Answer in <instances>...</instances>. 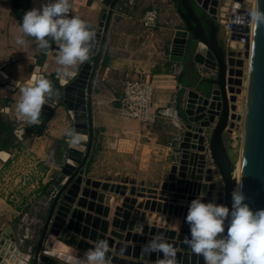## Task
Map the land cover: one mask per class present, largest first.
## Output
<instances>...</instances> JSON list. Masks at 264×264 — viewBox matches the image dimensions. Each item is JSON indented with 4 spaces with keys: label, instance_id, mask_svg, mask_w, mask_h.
<instances>
[{
    "label": "water",
    "instance_id": "water-1",
    "mask_svg": "<svg viewBox=\"0 0 264 264\" xmlns=\"http://www.w3.org/2000/svg\"><path fill=\"white\" fill-rule=\"evenodd\" d=\"M123 1L106 0L109 9L103 10L98 23H86L95 32L90 42L89 60L78 64L73 69L76 75L64 83L57 70L47 73L49 56L57 53L58 46L54 42L47 54L36 45L38 53L30 56L33 63L27 69L29 80L33 74L42 75L52 81L54 92L50 106L46 104L42 108L41 123L23 129L21 133H42L45 123L62 105L73 123L74 132L79 135V142H70L66 163L61 169L62 179L51 195L52 204L38 244L28 252H22L12 229L5 225L0 235V264H71L70 256H82L98 239L108 241L111 264H126L127 261L154 264L156 253L150 258H141L140 253L142 246L158 233L164 234L168 242L179 249L176 251L177 264H204L203 258L192 253L184 243L186 236L190 238L186 216L191 202L201 192L206 193L204 203L212 202L217 196L216 203L231 209V194L239 185L247 197L245 202L254 212L264 209V25L244 22L249 11H233L236 16L232 39L244 43V57L249 61L240 177L237 180L233 175L236 166L224 140L228 127L233 126L231 120L235 118L228 93L229 76L235 69L233 72L228 60L236 54L233 51L227 53L219 41L217 15L222 0H173L186 12L183 21L187 27L175 34L170 61L184 66L190 64L196 79L182 81L183 87L176 101L181 132L177 147L179 157L164 181L158 187L147 188L128 178L119 183L86 178L94 141L92 89L113 13ZM12 2L15 17L30 9V0ZM257 6L264 11V0H254V7ZM69 15L74 16L71 11ZM237 17H240V23H237ZM201 45L205 46L202 52ZM197 66L212 71L214 77L200 80ZM16 82L11 80L5 87L15 91ZM215 171L221 176L223 191L216 192ZM77 183L78 194L73 202H69L65 195ZM138 198L142 200L138 201ZM60 207L67 209L64 220L57 219ZM148 211L151 213H146ZM153 212L162 216H154ZM165 215L176 219V229L168 228L172 220ZM137 221L147 224L143 231L137 229L140 225ZM63 232L71 234L69 241L78 239L76 248L60 240Z\"/></svg>",
    "mask_w": 264,
    "mask_h": 264
},
{
    "label": "crops",
    "instance_id": "crops-1",
    "mask_svg": "<svg viewBox=\"0 0 264 264\" xmlns=\"http://www.w3.org/2000/svg\"><path fill=\"white\" fill-rule=\"evenodd\" d=\"M43 2L45 0H30L29 10ZM69 3L73 15L86 23L97 24L103 10L109 9L106 0H69ZM12 8V0H0V144L13 137L9 129L15 130L16 116L11 110L19 99V90H9L5 85L11 80L19 81L21 86L30 81L27 74L33 63L30 56L38 53L31 37H24L27 42L22 46L16 44V39L23 35L20 23L27 11L15 17ZM150 10L159 11L157 26L152 30L141 24L142 17ZM164 10L173 15V26L167 22L166 14L162 13ZM178 18L185 27L173 0H125L113 13L91 94L94 141L86 166L90 171L99 167L115 170L120 177L111 182L119 183L120 179L128 178L136 180L138 185L155 188L178 161L181 132L176 101L183 87L182 81L196 79L190 64L184 66L170 61L175 34L185 29L178 27ZM56 56L57 53L50 54L47 73L61 68L56 63ZM197 69L200 80L207 77L199 66ZM128 78H146L155 85L153 110L158 116L155 124L145 125L120 114L123 83ZM69 131H74L73 123L66 108L60 105L45 123L42 133L24 134L21 140L13 137L11 144L0 150V235L5 225L11 228L22 252H28L39 240L32 238L29 228L17 224L20 220L26 221L30 214L22 208L28 206L24 197L20 199L15 194L21 186H17V181L12 185L9 180L25 175L31 182L29 194L50 198L66 163L71 142L67 135ZM98 154L99 159H96ZM108 156L118 161H112ZM22 163L26 166L20 174L17 169ZM152 214L162 216L156 212ZM165 217L176 221L174 217ZM168 228L175 227L170 225ZM66 237L71 234L63 232L60 240Z\"/></svg>",
    "mask_w": 264,
    "mask_h": 264
},
{
    "label": "clouds",
    "instance_id": "clouds-1",
    "mask_svg": "<svg viewBox=\"0 0 264 264\" xmlns=\"http://www.w3.org/2000/svg\"><path fill=\"white\" fill-rule=\"evenodd\" d=\"M69 0H45L39 7L25 12L20 31L22 36L16 39L17 45L26 44L24 37H31L38 50L47 54L52 43L58 46L56 63L61 66L57 74L64 83L76 75L73 69L89 60L91 41L95 32L85 21L70 16ZM249 25H264V11L258 6L246 13ZM237 17V23H240ZM5 78H7L5 76ZM19 99L12 106L13 114L29 124L41 123L42 108L50 106L54 92L51 80L33 74L31 80L20 85ZM67 135L72 143L79 142V135L69 131ZM206 193L201 192L189 207L186 222L190 227V238L184 243L204 264H264V209L253 211L245 202L247 197L242 186H237L232 196V206L218 204L215 198L204 203ZM227 222V233L225 225ZM137 229L143 231V225ZM109 243L98 239L94 246L82 256L72 258V264H111ZM157 254L154 264H177L176 249L168 242L164 234H156L141 248V258ZM162 254V258L161 255Z\"/></svg>",
    "mask_w": 264,
    "mask_h": 264
},
{
    "label": "rangeland",
    "instance_id": "rangeland-1",
    "mask_svg": "<svg viewBox=\"0 0 264 264\" xmlns=\"http://www.w3.org/2000/svg\"><path fill=\"white\" fill-rule=\"evenodd\" d=\"M235 1V0H234ZM221 6H224L225 0H222ZM242 3L243 7L242 10L250 11L254 7V0H243ZM159 12V11H158ZM163 14H166L167 22L173 26V23L175 19H173V15L170 13H167L166 10L162 11ZM227 13V12H226ZM225 13V14H226ZM178 18L177 20L180 22V26L178 27H184V24L182 23V20ZM177 27V26H176ZM224 34L222 30H219V39L223 40ZM223 42V41H222ZM235 43V44H234ZM223 45L225 49L227 50V53H233L236 54L235 57L229 58L232 63H230V67L232 71L235 72L229 76V99L230 103L233 106V110H231L232 115H235L234 119L231 120V124L233 126H229L227 131L225 132L224 140L225 145L227 147V150L229 152V155L231 159L233 160V164L236 166L239 165V159H240V152H241V144H242V135H243V125H244V116H245V110H246V102H247V95H248V69H249V61L245 59L244 57V43H239L234 41L232 44H226L223 42ZM242 45V46H240ZM231 47L233 49H231ZM241 49V50H240ZM229 57V56H228ZM229 67V68H230ZM231 71V72H232ZM201 72L203 75L209 77H214V73L212 71L204 70V68H201ZM241 117V120H238V118ZM14 123H17L14 121ZM33 127V126H32ZM99 159V154L97 155L96 159ZM110 160L115 161L118 159L108 156ZM26 166V164L19 165L17 170H20V174L23 172V168ZM115 173H117L115 170L106 171L102 170L101 167L96 170L91 168V171L89 170L87 177L90 178H99L101 180H119L120 176H117ZM62 177L58 179V181H61ZM121 180V179H120ZM15 181H17L18 185L21 186L20 190L17 192L15 191V194L18 198L24 197L26 202L28 203V206H25L23 210L25 209L29 211V216L26 221H18V225L22 226L24 229L29 228L31 230V235L34 240H40L41 234L45 228V224L47 221V217L49 214V209L52 204L51 197H36L33 196V193L29 194L28 187L30 186L31 182L30 180H27V177L25 175H21L20 177H15L14 179L9 180V182H12V185L15 184ZM214 181L217 186L218 191L224 190V184L221 180V176L217 171H215L214 175ZM215 199H217V196H215ZM216 201V200H215ZM17 225V226H18ZM227 233L226 225H225V235ZM69 238H64L63 240L66 241L71 247L76 248L77 240H67ZM59 264H69L68 262H59Z\"/></svg>",
    "mask_w": 264,
    "mask_h": 264
},
{
    "label": "built area",
    "instance_id": "built-area-1",
    "mask_svg": "<svg viewBox=\"0 0 264 264\" xmlns=\"http://www.w3.org/2000/svg\"><path fill=\"white\" fill-rule=\"evenodd\" d=\"M91 1V0H85ZM237 0H232L229 5L221 6L218 11V23L222 30L224 37L223 42L232 44L234 35V17L236 14L234 10H242V7H237ZM240 3V2H239ZM242 4V3H241ZM243 5V4H242ZM239 8V9H238ZM227 12V13H226ZM226 13V14H225ZM159 13L156 10L147 11L142 17L141 24L145 29L152 30L157 26ZM232 48V47H231ZM155 85L146 78H128L123 83V92L120 108V114L123 117L136 120L145 125H153L156 123L157 114L153 110V101L155 96ZM16 116V115H15ZM16 126L14 135L18 140L23 138L21 131L30 128L33 124H29L22 119L15 117Z\"/></svg>",
    "mask_w": 264,
    "mask_h": 264
},
{
    "label": "bare ground",
    "instance_id": "bare-ground-1",
    "mask_svg": "<svg viewBox=\"0 0 264 264\" xmlns=\"http://www.w3.org/2000/svg\"><path fill=\"white\" fill-rule=\"evenodd\" d=\"M226 1V5L228 6L229 3L232 1V0H225ZM225 7V6H224ZM237 7H242V4L239 3V1L237 2ZM238 8V9H239ZM235 44V43H234ZM242 46V45H240ZM205 50V46L201 45V52ZM241 50V49H240ZM229 64L232 63V61L229 59L228 60ZM234 178L235 179H239L240 177V159H239V165L236 164V169H235V172H234ZM78 194V183L75 184L74 186H72L69 191L67 192V194L65 195V199L69 202H73L74 199L76 198ZM66 213H67V209L64 208V207H60L59 210H58V214H57V219L59 220H64L65 219V216H66ZM171 226L172 227H177L178 224L176 221H172L171 222ZM75 257V256H70L69 257V262L72 264V258ZM126 264H137V263H133L132 261H127Z\"/></svg>",
    "mask_w": 264,
    "mask_h": 264
},
{
    "label": "trees",
    "instance_id": "trees-1",
    "mask_svg": "<svg viewBox=\"0 0 264 264\" xmlns=\"http://www.w3.org/2000/svg\"><path fill=\"white\" fill-rule=\"evenodd\" d=\"M176 6H177V11H178V14H179V16L183 19V17H185V15H186V12L184 11V9L181 7V5H177L176 4ZM5 129V128H4ZM6 129H8V128H6ZM5 129V130H6ZM10 130V132L12 133V136L13 137H15V135L13 134V132L15 131L14 129H9ZM13 137H8V139H6L5 141H3V144H0V150L2 149H6V145L7 144H11V138H13ZM16 138V137H15ZM64 144H66V142H63ZM63 143H61L62 145H63ZM60 144V143H59ZM59 183H60V181H58V183H57V186L59 185ZM47 188L48 187H46V190H47Z\"/></svg>",
    "mask_w": 264,
    "mask_h": 264
},
{
    "label": "flooded vegetation",
    "instance_id": "flooded-vegetation-1",
    "mask_svg": "<svg viewBox=\"0 0 264 264\" xmlns=\"http://www.w3.org/2000/svg\"><path fill=\"white\" fill-rule=\"evenodd\" d=\"M202 22H204L203 20H202ZM191 25H193L192 23H191ZM185 26H186V24H185ZM187 27V26H186ZM220 30V29H219ZM219 41H220V43H221V45H223V42H222V40L221 39H219ZM189 71V70H188Z\"/></svg>",
    "mask_w": 264,
    "mask_h": 264
}]
</instances>
